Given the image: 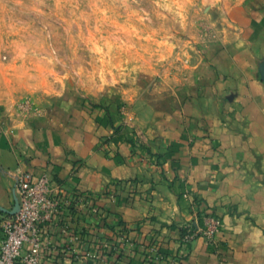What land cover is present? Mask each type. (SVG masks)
I'll use <instances>...</instances> for the list:
<instances>
[{
	"label": "crops",
	"instance_id": "crops-1",
	"mask_svg": "<svg viewBox=\"0 0 264 264\" xmlns=\"http://www.w3.org/2000/svg\"><path fill=\"white\" fill-rule=\"evenodd\" d=\"M226 16L191 79L159 101L58 99L0 123V214L26 171L98 208L48 225L41 264H170L182 252L178 264H264V0ZM200 212L220 219L213 242L181 246ZM152 237L161 260L147 257Z\"/></svg>",
	"mask_w": 264,
	"mask_h": 264
},
{
	"label": "rangeland",
	"instance_id": "rangeland-1",
	"mask_svg": "<svg viewBox=\"0 0 264 264\" xmlns=\"http://www.w3.org/2000/svg\"><path fill=\"white\" fill-rule=\"evenodd\" d=\"M243 0H0V123L58 99L156 102Z\"/></svg>",
	"mask_w": 264,
	"mask_h": 264
},
{
	"label": "built area",
	"instance_id": "built-area-1",
	"mask_svg": "<svg viewBox=\"0 0 264 264\" xmlns=\"http://www.w3.org/2000/svg\"><path fill=\"white\" fill-rule=\"evenodd\" d=\"M12 191L18 210L13 214H0V264H41L44 251L49 247L45 240L48 225L60 222L62 214L74 218L98 212L93 197L65 188L47 171L39 175L28 171L20 173ZM219 226L220 219L215 214L200 212L194 223L182 226L181 246L186 247L198 236L212 243ZM120 239L126 240V234ZM157 245L158 237H152L148 245L149 259L164 258ZM182 256L183 252L170 260V264H178Z\"/></svg>",
	"mask_w": 264,
	"mask_h": 264
},
{
	"label": "water",
	"instance_id": "water-1",
	"mask_svg": "<svg viewBox=\"0 0 264 264\" xmlns=\"http://www.w3.org/2000/svg\"><path fill=\"white\" fill-rule=\"evenodd\" d=\"M3 210H4V209H3ZM17 210H18V203H17L16 199L14 198V203H13L12 208H11L10 210H4V211L7 212V213H11V214H13V213H15Z\"/></svg>",
	"mask_w": 264,
	"mask_h": 264
},
{
	"label": "trees",
	"instance_id": "trees-1",
	"mask_svg": "<svg viewBox=\"0 0 264 264\" xmlns=\"http://www.w3.org/2000/svg\"><path fill=\"white\" fill-rule=\"evenodd\" d=\"M183 232H184V229L181 228V235L183 234Z\"/></svg>",
	"mask_w": 264,
	"mask_h": 264
}]
</instances>
